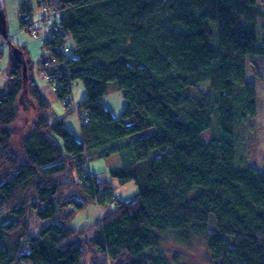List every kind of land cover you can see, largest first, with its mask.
<instances>
[{"label": "trees", "instance_id": "trees-1", "mask_svg": "<svg viewBox=\"0 0 264 264\" xmlns=\"http://www.w3.org/2000/svg\"><path fill=\"white\" fill-rule=\"evenodd\" d=\"M41 1L20 2V21ZM53 2L66 10L74 39L69 68L85 87L89 124L80 138L67 128L35 83L27 48L8 36V86L0 97V264H170L158 250L169 231L184 241L203 239L207 264H264V168L236 166L238 147L246 158L247 120L257 117L247 64L250 55L264 57L258 1ZM15 46L27 62L26 92ZM111 83L126 100L119 118L101 101ZM203 83L210 93L199 89ZM24 113L35 118L24 120ZM129 150L133 156L125 154L119 168L98 174L89 168L91 155ZM132 182L134 197L112 205L115 186ZM92 205L108 207L95 222L74 227Z\"/></svg>", "mask_w": 264, "mask_h": 264}, {"label": "rangeland", "instance_id": "rangeland-1", "mask_svg": "<svg viewBox=\"0 0 264 264\" xmlns=\"http://www.w3.org/2000/svg\"><path fill=\"white\" fill-rule=\"evenodd\" d=\"M22 1H30L35 6L36 0H4L6 21L8 26V36L12 42L27 48V60L34 64L40 60L44 54V50L39 41L35 40L30 34L22 32L21 21L19 15L18 4ZM258 5L264 12V0H257ZM260 27H264V17L260 21ZM260 42L264 40V31L259 33ZM4 37L0 35V43H3ZM11 57V46L6 44L4 47V56L0 58V97L7 90L8 84H4L8 80V62ZM251 62H254L253 66ZM35 83L39 86L43 96L47 99L52 107L53 112L59 118H65L67 128L75 134L77 138L81 135V125L76 114H68L64 108L59 97L53 93L49 84L42 79L37 72V66L34 67ZM3 81V83H2ZM247 84L254 85L257 90V117L255 119H248L246 126V147L245 156L244 151L240 147L236 150V166L243 168L245 165H252L258 169L264 168V57L255 55L248 56L247 64ZM208 83L200 84L198 87L203 92H208ZM5 86V87H4ZM3 88V89H2ZM75 97L78 102L82 103L87 98L85 87L81 81L76 82ZM107 106H114L120 108V105L126 107V100L123 98L115 83L109 85V90L106 96L102 98V103ZM103 103V104H104ZM123 109V110H124ZM122 110V108H121ZM117 111L116 117H121L123 111ZM24 120L32 121L35 118L34 113H24ZM32 123V122H31ZM150 130L144 133L133 135L121 142L115 143L114 146L126 144L143 134L152 133ZM205 141H209L211 133L206 132L202 135ZM125 154L128 159L133 152L131 150L124 153V155L115 154L107 158H98L91 155L89 160V168L95 173H107L112 169L119 168L124 165ZM108 178V175L104 176ZM118 200L127 201L134 197L138 190L135 183H129L124 186H115ZM108 206L97 207L90 206L85 211L78 214L72 225L76 228L83 227L96 221L99 213L103 212ZM209 229L216 230V221L214 215L210 216ZM97 235V230L94 229L90 236ZM230 243H233L232 237H227ZM158 250L163 253L170 264H207L208 252L203 239L191 237L189 241L181 239L178 232L169 231L160 236Z\"/></svg>", "mask_w": 264, "mask_h": 264}, {"label": "built area", "instance_id": "built-area-1", "mask_svg": "<svg viewBox=\"0 0 264 264\" xmlns=\"http://www.w3.org/2000/svg\"><path fill=\"white\" fill-rule=\"evenodd\" d=\"M41 7L21 16L22 32L39 41L44 54L35 64L37 72L60 100L68 114H76L81 126L89 124V116L83 111L82 103L75 97L76 82L69 68L74 39L72 31L65 25L66 10L53 0H42ZM7 41L0 43V56ZM117 196L112 205L119 204Z\"/></svg>", "mask_w": 264, "mask_h": 264}, {"label": "water", "instance_id": "water-1", "mask_svg": "<svg viewBox=\"0 0 264 264\" xmlns=\"http://www.w3.org/2000/svg\"><path fill=\"white\" fill-rule=\"evenodd\" d=\"M7 31H8V26L6 21L4 0H0V35H2L5 40L8 39ZM13 54L15 58L23 65V78H24L25 92H26L27 91L26 86L28 84V68H27L25 55L23 51L17 48L16 46L13 48Z\"/></svg>", "mask_w": 264, "mask_h": 264}, {"label": "crops", "instance_id": "crops-1", "mask_svg": "<svg viewBox=\"0 0 264 264\" xmlns=\"http://www.w3.org/2000/svg\"><path fill=\"white\" fill-rule=\"evenodd\" d=\"M12 40V39H11ZM3 56H4V54H3ZM2 56V57H3ZM2 83H3V81H2ZM4 84H8V80H5L4 81ZM5 87V86H4ZM3 89V88H2ZM102 101V100H101ZM103 103H104V101H103ZM104 105H105V103H104ZM105 107L107 108V109H109L112 113H113V115L116 117L117 116V114H119V113H117V111H120L121 110V108H122V110H121V112L122 111H124L123 109H124V105L122 104V105H120V108H117V107H115L114 108V106H107V105H105ZM116 118H119V117H116ZM92 172L94 173V174H97V173H95L93 170H92Z\"/></svg>", "mask_w": 264, "mask_h": 264}]
</instances>
